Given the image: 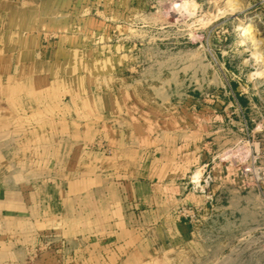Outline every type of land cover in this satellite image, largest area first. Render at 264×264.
<instances>
[{
  "label": "rangeland",
  "instance_id": "rangeland-1",
  "mask_svg": "<svg viewBox=\"0 0 264 264\" xmlns=\"http://www.w3.org/2000/svg\"><path fill=\"white\" fill-rule=\"evenodd\" d=\"M19 5L34 12L30 37L44 76L33 84L51 107H64L65 137L73 136L75 120L89 121L95 108L100 114L116 100L141 107V122L172 124L193 146L194 164L182 182L203 200L173 211L188 221L180 207L197 208L188 221L193 242L141 264H264V0ZM50 118L57 122L56 114ZM26 123L22 114L13 130L0 131V264H121L104 227L83 219L85 230L74 232L46 221L41 209L23 207L32 199L28 185H39L47 179L43 169L52 173L59 165L51 160L58 152L52 137L40 146ZM89 134L82 126L81 136ZM71 149L65 147L64 165L75 164ZM43 150L50 162L42 160ZM149 230L141 227V241Z\"/></svg>",
  "mask_w": 264,
  "mask_h": 264
},
{
  "label": "crops",
  "instance_id": "crops-1",
  "mask_svg": "<svg viewBox=\"0 0 264 264\" xmlns=\"http://www.w3.org/2000/svg\"><path fill=\"white\" fill-rule=\"evenodd\" d=\"M30 1L0 0V131L13 130L25 114L27 135L37 136L42 147L50 145L51 136L58 146L51 160L59 165L52 173L43 169L42 178L47 179L41 180V187L28 185L32 199L23 207L41 209L46 221H62L74 232L85 230L83 219L91 227H104L112 249L121 250V264L155 260L177 252L180 244L192 243V224L173 212L180 203L203 200L182 182L196 157L190 140L179 139L170 123L141 122V107L116 100L100 114L95 108L89 121H73V136L65 137L64 107H51L49 95L33 84L44 75L30 37L34 12L29 5H19ZM51 114L57 115V122ZM82 126L90 131L87 139L81 136ZM67 145L72 147L73 166L63 164L70 160L64 156ZM45 154L43 150L42 160L50 162V153ZM141 227L150 229L144 241Z\"/></svg>",
  "mask_w": 264,
  "mask_h": 264
},
{
  "label": "built area",
  "instance_id": "built-area-1",
  "mask_svg": "<svg viewBox=\"0 0 264 264\" xmlns=\"http://www.w3.org/2000/svg\"><path fill=\"white\" fill-rule=\"evenodd\" d=\"M196 209L194 206H182L178 212L182 217L188 219V221H192L195 218Z\"/></svg>",
  "mask_w": 264,
  "mask_h": 264
},
{
  "label": "bare ground",
  "instance_id": "bare-ground-1",
  "mask_svg": "<svg viewBox=\"0 0 264 264\" xmlns=\"http://www.w3.org/2000/svg\"><path fill=\"white\" fill-rule=\"evenodd\" d=\"M248 27H249V26H248ZM242 29H243V28H242ZM246 30H247V29H246ZM246 30H245V31H246ZM241 31H242V30H241ZM245 31H244V32H245ZM244 32H243V33H244ZM198 170H199V169H198ZM199 173H200V171H197V170H196V172L193 174V177H192V178H193V180H195L196 182L198 181V179H199V177H200Z\"/></svg>",
  "mask_w": 264,
  "mask_h": 264
}]
</instances>
